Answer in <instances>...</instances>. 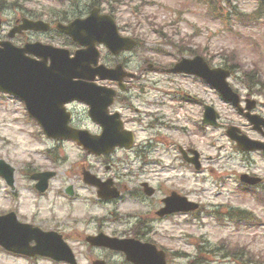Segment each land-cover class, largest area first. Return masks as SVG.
Wrapping results in <instances>:
<instances>
[{
	"label": "rangeland",
	"instance_id": "1",
	"mask_svg": "<svg viewBox=\"0 0 264 264\" xmlns=\"http://www.w3.org/2000/svg\"><path fill=\"white\" fill-rule=\"evenodd\" d=\"M113 2L121 4L119 13L110 6ZM180 2L181 0H160L159 8L151 5L143 9L134 7L130 12L123 6L122 0H0V21L7 26L15 18L23 15L41 14L39 17L47 20H51L50 18L54 16L65 17L68 13L77 16L85 14L91 6L97 5L102 11L113 16L121 34L134 35L141 40L143 44L141 47L130 54H125L133 70L140 71L149 62L162 65L178 59L181 56L165 51L168 42L175 43L177 47L187 49L189 55L195 53L203 55L212 66L230 68L232 71L228 78L230 85L242 97H253L259 102V106L254 111L264 116V67H259L243 50L236 52L235 62H233L228 58L233 48L224 41L204 42L193 35L190 29L188 32L183 30L176 32L172 26L177 21L170 18L169 12L173 10L172 5ZM198 4L202 10L206 9L203 11L202 18L223 21L225 24L232 19L233 13L219 8V5L218 9L212 10L205 0H198ZM259 13L264 12L259 10L257 14ZM261 23L264 22L259 21L252 26L258 27ZM146 40L149 43L145 44ZM160 41L165 43L161 44ZM180 41L183 43L181 44ZM148 49L152 52L145 58V52ZM133 83L136 87L129 93L134 97L132 109L121 105V112L123 117H131L133 120L126 123V126L135 132L134 151L117 150L104 159L92 157V160L88 162L96 167V170L98 168L97 173H101L103 177L112 175L116 182L127 185V192L124 191L126 193L122 199L112 203L104 201L101 203L95 199L96 195L93 191L87 192L85 196H80L77 200H67L71 206L70 212L58 209L57 216L59 218H65L67 214L75 216L83 221L79 229L86 227V232L94 229L90 227L91 225L95 227L104 225L101 228L103 230L107 226L123 230L136 221L138 213L146 216L153 208H157L155 206L159 201L156 199L157 194L160 198L168 189H176L189 199L197 201L201 207L188 215H172L169 219L160 218L153 222V234L146 235L145 238L155 242L167 252L169 263L264 264V183L260 182L256 185L259 188L257 191L260 192L259 198H256L252 191L243 189L236 180L238 174L242 172L258 175L264 180V158L257 152L241 151L226 135L225 129L227 125L235 124L252 137H257L258 134L254 133L245 117L232 104L217 91L210 90L207 84L193 77L166 75L145 70L140 79L133 80ZM138 84H141L145 91L142 92ZM156 86L162 90L155 89ZM166 89L175 92L179 90L181 94L183 93L182 96H186L184 93H192L194 98L212 104L219 113L218 127L196 125L191 117L196 122L197 117L200 116V105L182 102L180 98L174 99L171 95L162 93ZM10 105L20 106L17 110V119L25 125V129H31L27 133L28 147L31 151L29 160L36 161L33 166L51 167L54 163L49 162L48 158L41 153L42 149L49 148L51 143L49 141L44 144L39 143L33 139L36 137H31L33 133H39V128L28 119L20 103L0 95V116L3 115L4 108ZM134 107L138 110L135 111ZM77 109L86 124L90 125L86 120L84 108L77 106ZM152 110H155L154 113ZM184 111H190V119L184 115ZM150 114H157V118L154 119V115L150 116ZM188 144L194 145L201 153L202 167L199 171L191 166L181 165L177 145ZM81 152L82 150L77 146L66 142L61 147L50 151V155L60 161L57 160L54 168L56 171L58 166L69 164V167L59 175L71 176L72 184L76 189L79 185L81 191H86L91 188L85 187L80 174V167L87 162L81 158ZM172 152H176L177 156L172 157ZM0 158L5 159L3 153H0ZM63 158L67 161H61ZM169 158L173 159V164L164 163V160ZM5 160L16 168L15 163ZM176 160L180 163L176 164ZM110 162L112 166L106 169V163L110 164ZM31 167L29 166L28 169ZM153 168L156 169L155 172L148 171ZM177 171H184L190 175L177 177L174 175ZM57 175L58 172L55 177ZM143 176L148 178L141 180L140 177ZM153 180H156L157 192L150 199L143 194L140 182L148 181L153 185ZM84 198L88 200L85 201ZM145 201L150 205L149 210L141 211L139 206ZM3 203V200H0V214L9 208L5 210ZM12 209L21 218H28L35 222L44 215L49 217V212L34 216L32 213ZM227 213H232L231 217L234 218L246 216L250 221L239 219L243 222H238L234 219L231 222L224 216ZM113 220L121 222L116 223ZM165 222H167L166 227ZM166 232L175 234L165 235ZM75 242L76 240H71L70 245L76 246ZM76 251L80 264H87L82 250H80L81 253H78L79 249ZM98 252L93 250V254ZM34 261L11 256L0 248V264H54L48 259ZM112 262L119 263V257L114 256Z\"/></svg>",
	"mask_w": 264,
	"mask_h": 264
},
{
	"label": "water",
	"instance_id": "2",
	"mask_svg": "<svg viewBox=\"0 0 264 264\" xmlns=\"http://www.w3.org/2000/svg\"><path fill=\"white\" fill-rule=\"evenodd\" d=\"M96 10L97 9L92 10L91 14L84 19H75L68 25L61 27V29L71 34L74 40L88 45L87 49L78 51L74 58H66L63 53L50 51L45 49V46H40L39 44L27 46L23 49V51H31L44 58L50 56L53 66L49 71H55L51 74L44 75L32 71L35 66L26 62L19 52L11 50L10 47L2 49L0 51V89L24 98L28 104L29 111L40 120L47 134L52 136H64V133L61 131H65L64 124H62L58 118L51 117L54 111H50V104L54 98L56 104L62 103L64 100L73 97L88 101L91 103V114L96 120L102 123L104 131L101 136L92 137V140L97 144L85 138L77 139L85 146H90L99 151L101 146L115 144L117 142L116 135L119 132L114 128L113 123L101 114V107L98 102H93L82 96L83 93L87 92L88 88L76 84L78 82L73 81V77H89L88 75L82 74L80 70L89 71V63L95 61L96 52L93 48V40L104 42L115 52L124 47V42L118 36L114 22L106 16H98ZM40 24L43 23L39 21L28 22V24L23 25V27L36 29L45 28L44 26H40ZM19 51L22 53V50ZM174 68L176 71H180L181 68L187 69L191 73L198 74L208 79L217 86L227 98L237 103V96L231 92L225 82L228 71L222 68H210L202 56L196 55L192 59L182 58ZM102 76L115 78L113 74H102ZM61 96H63L62 99ZM215 117L216 113L213 112L212 117L208 118V120L215 123ZM251 117L257 118L254 115ZM232 129L233 128H229V135L236 138L238 144L242 148H264V143L251 141L244 136H235ZM78 132V134H88L85 130ZM74 134L77 133L74 132ZM129 138L130 136L124 137L121 139V142ZM3 164L6 166V171L7 169H12L4 161ZM146 192L150 194L151 190H146ZM166 200L168 201V208L166 211L186 210L190 208L188 202L183 197L175 198L174 196H170ZM190 206L194 207L195 205ZM0 219H2L0 220V244L15 251L29 253L27 243L34 235L27 230H23L11 217H0ZM39 240H42L39 244L42 247L54 246L56 244L52 238L48 237H41ZM44 240L48 241V243L45 244L43 242ZM96 243L106 244L110 247L124 250L129 259L140 264H166L164 252L157 251L154 245L149 243H142L134 239L121 240L100 236L97 237ZM64 251L65 250L62 249L60 254ZM41 252L60 258V255L55 252Z\"/></svg>",
	"mask_w": 264,
	"mask_h": 264
},
{
	"label": "clouds",
	"instance_id": "3",
	"mask_svg": "<svg viewBox=\"0 0 264 264\" xmlns=\"http://www.w3.org/2000/svg\"><path fill=\"white\" fill-rule=\"evenodd\" d=\"M218 5L233 13L232 19L225 24L223 21L209 20L202 18L203 11L198 4V0H181L180 3L172 5V11L169 12L171 19L177 22L172 26L176 32L185 31L189 29L191 33L198 36L202 41L207 43L224 41L233 48V52L229 54L228 58L235 62L236 52L243 50L246 55L250 56L259 67H264V23L258 27H253V21L260 10V6L264 4V0H217ZM124 7H127L131 12L134 7L143 9L151 5L159 8L161 6L160 0H122ZM119 13L121 4L113 2L110 5ZM187 25V27H185ZM135 28V26H133ZM93 43L95 40L92 41ZM149 41H145V44ZM159 43L163 44L164 41ZM182 44L183 42L180 41ZM165 51L173 52L175 55L183 56L188 59L193 57L189 55L187 49H182L176 46L175 43L168 42ZM152 50L148 49L145 52V58L151 54ZM181 72L191 76L192 73L187 69H180ZM6 90L0 89V93ZM102 91V90H101ZM19 105L6 106L3 110V115L0 116V153L10 162L16 164L15 178L12 175V169L5 170L6 166L0 160V200H3V208L6 210L12 207L20 212L35 213L36 216L44 212H49L52 221L60 227L61 222L57 219V210L62 209L63 212H70L71 206L68 204L66 198L57 190L67 188L69 183L73 182V178L68 175H59L60 172L65 171L69 164H62L58 166L57 177L51 181V187L44 196H38L34 192L35 181L27 174L29 165H35V160H29L31 151L28 147L29 140L27 133L31 129H25V125L17 119V110ZM163 131V130H161ZM50 146V145H49ZM172 157L177 156L176 152L171 153ZM81 158L87 162L92 160V157L85 156L81 152ZM71 163V162H69ZM165 164H173V159H165ZM176 164L180 161L176 160ZM148 171L155 172L156 169ZM177 177H186L190 173L184 171H177ZM147 176L140 177L141 180L147 179ZM15 179V183H14ZM153 186H156V180L152 181ZM9 185H13L11 188ZM91 189L81 191L80 186H77V192L80 196H85ZM10 192H18L15 198L8 195ZM159 199V194L156 197ZM141 211H148L150 205L145 201L140 205ZM2 220V219H0ZM167 222H165V227ZM90 227L95 228V225ZM159 230V226H157ZM165 235H173V232H166Z\"/></svg>",
	"mask_w": 264,
	"mask_h": 264
},
{
	"label": "flooded vegetation",
	"instance_id": "4",
	"mask_svg": "<svg viewBox=\"0 0 264 264\" xmlns=\"http://www.w3.org/2000/svg\"><path fill=\"white\" fill-rule=\"evenodd\" d=\"M33 15V14H32ZM23 15L21 17H17L14 19V21L7 25V26H4L1 21H0V41H3V40H9L10 38L8 37V33L11 29V27H14L16 26L17 24H19L20 20L22 18H31V19H37V16L35 15ZM41 33L40 32H37V31H31V30H21L19 32H17L16 34H13V37L11 38V41L16 44V45H23L24 43H27V42H31V41H35L37 40L38 38L37 37H40ZM123 66L125 68L126 65L123 64ZM155 66H158V65H155ZM158 67H162V66H158ZM160 70V69H159ZM142 74H138L137 76H134V77H126L124 78V83H125V86L123 88V90H120L119 88H117V83L116 82H113V81H110L111 84H109L108 82H100L98 81L99 84H103V85H107L109 87H114V88H117V94L116 96L114 97L113 99V104L111 105L110 107V110L113 111V110H117L115 109L116 105H121L123 102H128L129 100H131V97L129 95V93L131 92L132 89H134L136 86L135 84L133 83V80L134 79H137L141 76ZM140 89L142 91H144V87L143 86H139ZM165 92V91H164ZM166 93V92H165ZM75 103V102H73ZM72 103V104H73ZM115 105V106H114ZM85 106V105H83ZM86 108V106H85ZM73 109H75V106H73L72 108V123L76 126H80V125H83L82 124V120L79 118V116H77L78 114L77 113H74L73 112ZM87 110V108H86ZM77 114V115H76ZM154 118H156V115H154ZM94 124V123H93ZM95 128H94V132L97 131V128L98 126L96 124H94ZM261 139H264V134L261 133ZM54 141V146H57L60 142V140H52ZM183 150H181L182 154L186 156V158H189L191 155H193L194 153L191 151L192 149H197L194 145L192 144H188V145H184L183 147ZM257 153H260L261 156H264V154L260 151H257ZM201 154V153H200ZM94 157H105L107 155H100V156H95V155H92ZM111 166V164L107 165L106 167L109 168ZM82 168H85L86 169V166L85 165H82ZM92 169V167H90ZM40 170H46L42 167H38L36 169H34V172L36 171H40ZM31 174H29L30 176ZM101 176V175H99ZM264 183V180L263 182ZM116 185L121 188L117 183ZM36 187V184L34 185V188ZM51 187V185L48 184V187L47 189L44 191L45 193L49 190V188ZM71 189L72 190V194L70 195H78V193L76 192L75 193V188L72 184H68L67 185V188H63L62 191H64L65 193H68V189ZM58 191V190H57ZM169 191V190H168ZM156 192V188L154 190V193ZM171 191L167 192L164 196H167L169 195ZM153 193V194H154ZM159 204L162 205V199L159 200L158 202ZM155 212V210H153ZM57 219L61 222V225L60 227H57L56 223L52 221V217L49 216L48 218H42L41 220L38 221V225L43 228V229H52V230H56L57 232L61 233L62 236L65 238V239H69V238H76V239H81L82 241H77V243L79 244V248L82 249V250H89L91 249V247H89L88 245L85 244V242L83 241L84 237L86 234L84 233H79L76 231L75 227L78 225V223H75L73 221H71L68 217L67 218H58ZM49 226V227H47ZM146 229L147 230H151V228L149 226H146ZM136 228L133 226V227H130L129 228V232L130 233H133L135 232ZM97 231H102V230H97Z\"/></svg>",
	"mask_w": 264,
	"mask_h": 264
}]
</instances>
